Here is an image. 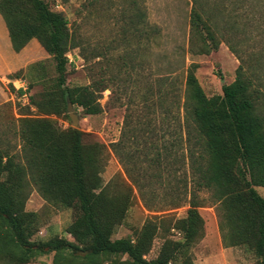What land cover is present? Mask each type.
<instances>
[{
    "label": "trees",
    "instance_id": "16d2710c",
    "mask_svg": "<svg viewBox=\"0 0 264 264\" xmlns=\"http://www.w3.org/2000/svg\"><path fill=\"white\" fill-rule=\"evenodd\" d=\"M259 1L184 0L188 22L181 69L172 79L160 75L139 80L141 87L126 101L119 137L108 148L98 141H82V130L70 124L67 101L84 114H97L100 92L108 88L109 79L125 82L132 75L122 77L121 69L129 72L146 64L161 36L159 26L149 21L146 0H83L84 19L106 17L108 31L115 36L96 44L87 29L71 27L47 0H0L12 49L18 52L35 38L54 70L40 92L30 94L27 83L28 103L22 106L28 110L33 106L38 115L6 118L5 130H0V264H26L49 253L50 264H194L191 247L204 235L198 211L204 205L201 191L216 205L224 245L243 246L255 256L253 264H264V196L255 188L264 187V116L255 106L250 68L235 53L240 62L234 79L222 84L220 94L208 96L196 77L197 63L184 62L186 53L207 55L217 50L224 35L250 28L264 31ZM73 48L89 65L87 84L65 83L67 53ZM98 57L103 62H95ZM95 63L118 71L111 77L95 74ZM22 71L23 67L6 77L22 78ZM16 92L20 95L22 90ZM50 115L66 118L69 125L58 128ZM170 118L176 122L177 138L167 144L158 122ZM174 146L179 149L175 154ZM110 152L123 174L104 182L101 173ZM32 187L45 201L72 211L65 227L71 238L57 234L32 238L41 226L38 214L25 208ZM135 191L153 214L131 234L113 238ZM185 204L181 217L161 212ZM172 228L179 238L169 235ZM158 233L161 244L148 258Z\"/></svg>",
    "mask_w": 264,
    "mask_h": 264
},
{
    "label": "rangeland",
    "instance_id": "374dc122",
    "mask_svg": "<svg viewBox=\"0 0 264 264\" xmlns=\"http://www.w3.org/2000/svg\"><path fill=\"white\" fill-rule=\"evenodd\" d=\"M47 1L52 8L63 12L71 27L81 25L82 29H87L93 44L102 41L103 38L111 39L115 37L113 33L108 31L110 25H107L108 19L106 17L96 14L92 15L88 20L84 19L85 12L82 13L83 0ZM257 3L258 7L264 8V0H260ZM146 7L149 21L159 26L161 36L154 41V46L149 51L148 56H146V64L136 67L134 70L127 69L129 72L121 69L120 75L125 78V75L130 73L132 75L130 79H126L122 83L115 79H109L108 88L100 92L101 111L99 113L84 114L81 107L72 105L73 111L79 117L78 128L83 132V142L98 141L110 148V144L119 137L126 101L137 88L141 87L139 80L160 75H168L172 79L182 67V59L186 49L188 22V8L184 0H146ZM259 24L264 25V22ZM229 45L231 46L229 47ZM114 53L113 55L116 56V52ZM235 53L240 55L250 68L256 88L255 106L258 114L264 116L263 30L250 28L240 31V34L224 35L217 50L207 55L186 53L184 62L186 65L190 62L197 63L196 77L206 95L211 96L220 94L222 92V84L229 83L234 79L235 68L240 62ZM67 56L69 61L65 83L68 86L87 84L90 73L89 65L81 58L78 49L69 50ZM141 58L139 55L138 60ZM36 61H41V63L30 68V70L26 68L28 64ZM95 62L101 63L103 61L98 57ZM97 63L92 68V72L95 74L101 72L111 77V73L118 71V68L113 66L100 68ZM23 68L24 71H22L20 77L29 84L30 94L42 91L46 85L44 80H48L54 75L53 62L49 55H45L43 58L33 57L27 61ZM135 76L139 79H137L136 83H133ZM9 79L6 75H0V107H5L4 111L0 112V130H5L3 124L6 118L10 121L20 116L21 113L38 115L33 106L29 110L22 106L25 104L18 93L10 88ZM49 117L54 120L58 128H65L69 125V121L71 122L70 119L68 121L64 117L54 115ZM160 119L158 122L159 127L162 126L164 128L161 129L160 135L161 133L164 135V142L171 144L177 138L176 122L170 118L161 124L162 121ZM8 136L13 143L17 142V137L11 132H8ZM172 151L175 154V152H179V149L174 146ZM172 159L170 157V160ZM174 166L176 171L179 168L178 172L181 174L180 166L177 167L175 164ZM116 173L123 174V169L117 157L110 152L106 166L101 173L103 181H108ZM255 188L260 195L264 196L263 186H255ZM199 196L204 202V205L198 208L204 220V235L191 247L194 264H253L255 256L243 246L224 245L219 229V215L216 205L210 202L208 193L201 191ZM186 207L187 205L185 204L178 208L161 212H174L175 217H181L185 214ZM25 208L35 211L41 222L40 229L34 234L33 239L45 238L51 234L71 238L69 233L65 231V227L72 217L70 209L61 208L45 201L34 187L31 189ZM150 214H153V212L145 209L140 196L135 191L133 204L128 209L123 223L116 227L112 237L118 238L131 234L133 229H138ZM169 235L172 238L180 237L177 230L173 228L170 230ZM161 236V233H158L154 238L151 250L146 255L148 258L156 255L162 241ZM51 257V253L42 254L29 264H50Z\"/></svg>",
    "mask_w": 264,
    "mask_h": 264
},
{
    "label": "crops",
    "instance_id": "0c3cea01",
    "mask_svg": "<svg viewBox=\"0 0 264 264\" xmlns=\"http://www.w3.org/2000/svg\"><path fill=\"white\" fill-rule=\"evenodd\" d=\"M48 55L35 38H31L18 52L12 49L8 31L0 15V75H6L26 65L33 57L43 58ZM29 264V263H26Z\"/></svg>",
    "mask_w": 264,
    "mask_h": 264
},
{
    "label": "built area",
    "instance_id": "2783aa9c",
    "mask_svg": "<svg viewBox=\"0 0 264 264\" xmlns=\"http://www.w3.org/2000/svg\"><path fill=\"white\" fill-rule=\"evenodd\" d=\"M8 83H11L14 90L18 91V90H22V93L19 95L20 99L23 100L24 104L28 103V99H27V83L23 78H14V79H9ZM178 234H180L178 232Z\"/></svg>",
    "mask_w": 264,
    "mask_h": 264
},
{
    "label": "water",
    "instance_id": "95a60500",
    "mask_svg": "<svg viewBox=\"0 0 264 264\" xmlns=\"http://www.w3.org/2000/svg\"><path fill=\"white\" fill-rule=\"evenodd\" d=\"M67 112L71 120V126L77 128L79 117L78 114L73 111V106L70 100L67 101Z\"/></svg>",
    "mask_w": 264,
    "mask_h": 264
}]
</instances>
